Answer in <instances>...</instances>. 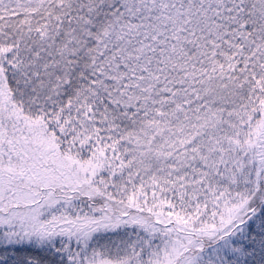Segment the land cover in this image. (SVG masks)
Listing matches in <instances>:
<instances>
[{
	"label": "snow or ice",
	"instance_id": "1",
	"mask_svg": "<svg viewBox=\"0 0 264 264\" xmlns=\"http://www.w3.org/2000/svg\"><path fill=\"white\" fill-rule=\"evenodd\" d=\"M0 264H264V0H0Z\"/></svg>",
	"mask_w": 264,
	"mask_h": 264
}]
</instances>
